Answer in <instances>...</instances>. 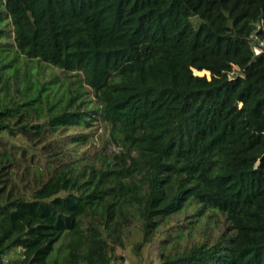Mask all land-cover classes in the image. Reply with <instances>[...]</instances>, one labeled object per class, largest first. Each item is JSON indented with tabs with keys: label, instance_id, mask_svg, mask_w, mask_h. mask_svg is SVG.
I'll use <instances>...</instances> for the list:
<instances>
[{
	"label": "trees",
	"instance_id": "1",
	"mask_svg": "<svg viewBox=\"0 0 264 264\" xmlns=\"http://www.w3.org/2000/svg\"><path fill=\"white\" fill-rule=\"evenodd\" d=\"M191 205L226 229L159 264H264V0H0V264H122Z\"/></svg>",
	"mask_w": 264,
	"mask_h": 264
},
{
	"label": "rangeland",
	"instance_id": "2",
	"mask_svg": "<svg viewBox=\"0 0 264 264\" xmlns=\"http://www.w3.org/2000/svg\"><path fill=\"white\" fill-rule=\"evenodd\" d=\"M8 42H12L11 40ZM14 47H9V52L13 56ZM257 49L256 52H259ZM12 52V53H11ZM25 60L18 55V60L15 66L18 68L17 78L10 79L9 83L23 87L25 78H23L24 71L28 70V78H26L31 85L39 83H47L54 81V89L59 87L60 93L67 96L69 91H74L79 88L80 92H85L86 96L84 100L93 104L95 98L92 91H89L83 82L78 80L71 74L67 75L59 71L54 67H48L44 63H38L37 61L27 62V67H24ZM25 70H24V69ZM237 71V69H234ZM38 74V75H37ZM201 75L202 73H196ZM68 76V77H67ZM56 77V78H55ZM51 87V86H47ZM97 128V135L94 139V145H90L87 142L83 146L77 148L76 153L81 154L92 146H101L105 144L107 132L105 133L102 125L98 122L95 123ZM91 146V147H90ZM93 148V147H92ZM196 206L191 205L185 208L182 212H179L171 217L165 219L158 227L152 244L145 245L140 248L139 252L135 244L140 241V232L137 228L140 225V218L138 214L134 217H130L131 228L125 230V238L123 245L116 248V254L120 256L119 262L122 264H159V254L162 252H175L178 249H182L185 246L192 245L196 242L206 241L213 243L221 233L226 229V222L222 215L215 214L213 212L202 211L200 215L196 213ZM63 244V240H60L57 246ZM20 251L15 249L12 252ZM13 256H17V253H13Z\"/></svg>",
	"mask_w": 264,
	"mask_h": 264
},
{
	"label": "water",
	"instance_id": "3",
	"mask_svg": "<svg viewBox=\"0 0 264 264\" xmlns=\"http://www.w3.org/2000/svg\"><path fill=\"white\" fill-rule=\"evenodd\" d=\"M196 73H202L201 76L206 75V74H209V73L206 72V71H203V72H197V71H196L195 74H196Z\"/></svg>",
	"mask_w": 264,
	"mask_h": 264
},
{
	"label": "built area",
	"instance_id": "4",
	"mask_svg": "<svg viewBox=\"0 0 264 264\" xmlns=\"http://www.w3.org/2000/svg\"><path fill=\"white\" fill-rule=\"evenodd\" d=\"M258 53V52H257Z\"/></svg>",
	"mask_w": 264,
	"mask_h": 264
}]
</instances>
